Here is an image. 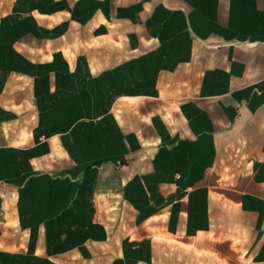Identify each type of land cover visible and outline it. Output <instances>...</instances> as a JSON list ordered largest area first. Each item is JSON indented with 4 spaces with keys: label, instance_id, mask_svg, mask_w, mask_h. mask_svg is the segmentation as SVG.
I'll return each mask as SVG.
<instances>
[{
    "label": "crops",
    "instance_id": "crops-1",
    "mask_svg": "<svg viewBox=\"0 0 264 264\" xmlns=\"http://www.w3.org/2000/svg\"><path fill=\"white\" fill-rule=\"evenodd\" d=\"M0 2V245L35 237L36 264H264V0ZM96 42L131 44L103 86L119 93L37 121L26 51Z\"/></svg>",
    "mask_w": 264,
    "mask_h": 264
},
{
    "label": "rangeland",
    "instance_id": "rangeland-1",
    "mask_svg": "<svg viewBox=\"0 0 264 264\" xmlns=\"http://www.w3.org/2000/svg\"><path fill=\"white\" fill-rule=\"evenodd\" d=\"M1 13L0 22H6L10 15L5 10ZM26 52L29 72L25 84L31 91L37 121L44 117L54 120L62 113L82 116L103 109L119 93V86H103L116 82L120 71L128 77V66L133 60L130 43L48 45L32 47ZM24 242L20 239L10 249L0 245V264L21 260L36 264L35 237L27 240L29 245Z\"/></svg>",
    "mask_w": 264,
    "mask_h": 264
}]
</instances>
